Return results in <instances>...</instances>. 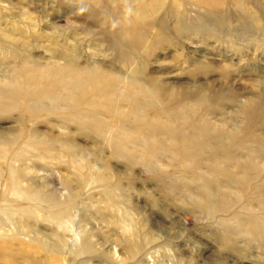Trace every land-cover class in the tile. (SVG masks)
<instances>
[{"label": "rangeland", "instance_id": "1", "mask_svg": "<svg viewBox=\"0 0 264 264\" xmlns=\"http://www.w3.org/2000/svg\"><path fill=\"white\" fill-rule=\"evenodd\" d=\"M67 62L103 75L84 102L13 83ZM9 135L0 201L11 167L52 202H17L28 228L0 264H264V0H0Z\"/></svg>", "mask_w": 264, "mask_h": 264}, {"label": "bare ground", "instance_id": "2", "mask_svg": "<svg viewBox=\"0 0 264 264\" xmlns=\"http://www.w3.org/2000/svg\"><path fill=\"white\" fill-rule=\"evenodd\" d=\"M89 1V0H87ZM95 0H92V2ZM112 3H115L116 0H109ZM200 4L203 5H209L213 0H196ZM96 3V2H95ZM98 3V1H97ZM169 4V3H168ZM213 4V3H212ZM79 9V6L77 7ZM93 22H102V19L104 20L106 17V11H93L92 12ZM141 20V18L136 17L133 20L127 21L128 28L130 29V35L129 39H131L133 36H135V29L136 26L135 20ZM133 21V22H132ZM155 30V29H154ZM28 32V31H27ZM151 39V38H150ZM133 42V41H132ZM151 42V41H150ZM145 49V48H144ZM100 66V65H99ZM98 67L92 66L91 69H86L88 75L85 74V77L79 76L80 72L82 71V67L78 66L75 63L67 62L63 64H56L55 66L52 64V66H48L46 68L37 69L33 68L31 71L25 72L26 78L24 81L17 80L18 76H16V80L13 82L14 84H17L19 88V91H24L25 94H34L38 97H50L51 95H54L52 92H49L48 90H51L53 86L52 80L54 78H59L62 85H65L67 89H69L68 94L63 96V99L72 102L73 104L81 103L86 101V97L90 93V88L93 89L97 85H100L101 82H103V75L101 73L96 72ZM77 78L79 84L72 83V79ZM20 79V77H19ZM29 111H32L30 108H28ZM15 136L9 135V136H0V148L4 149V147L11 142V139H14ZM184 147H186L184 145ZM0 173V178H1ZM6 180L4 181V184L2 185V195L3 200L0 201V256H9L12 252L10 245H9V237L15 238L16 235H22L27 230V225L23 223V219L26 217V215L31 214L30 210H26V206H20L17 202H35V203H49L52 202V197L49 195H46L44 192H41L38 187L30 188V187H24L21 175L13 168L9 167ZM7 197L8 199H4V197ZM65 210H51L47 209L42 212H40L39 218L45 219L50 222H54L57 226V228H61L64 230H68L72 233L71 237L66 243V250H64L63 253H72V254H81L84 252V243L81 241V236L77 233H74L73 230L68 227L69 220L66 219ZM33 218V217H32ZM68 219V218H67ZM70 229V230H69ZM81 242V243H80ZM76 243H80V245H83L80 247L77 246L74 248V245ZM73 247V248H72ZM20 254V249L18 251ZM71 254V255H72ZM65 258H63V261ZM42 264H49L47 261H44Z\"/></svg>", "mask_w": 264, "mask_h": 264}]
</instances>
